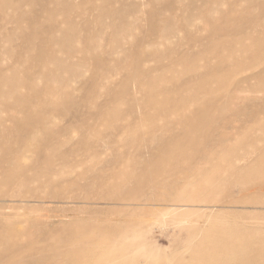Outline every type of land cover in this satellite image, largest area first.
Returning <instances> with one entry per match:
<instances>
[{"label":"rangeland","instance_id":"374dc122","mask_svg":"<svg viewBox=\"0 0 264 264\" xmlns=\"http://www.w3.org/2000/svg\"><path fill=\"white\" fill-rule=\"evenodd\" d=\"M131 3L0 0V71L22 74L17 92L0 88V108L7 119H26L33 114L31 118L42 121L48 117L51 123L48 131L40 132L44 138L39 133L18 138L29 128L24 130V122L19 121V132L1 135L0 142L39 150L38 156L27 158L39 169L45 158L58 164V149L50 140L53 127H65L75 139L79 133L87 136L82 146L85 142L101 145L106 135L111 137L112 147L97 154L81 150V158L64 167L67 176L54 175L57 182L53 186L15 192L42 195L43 202L18 207L19 202L4 204L0 200V264H208V259L226 255L215 250H223L224 242L232 245L240 235L255 248L264 241V75L250 83L241 81L264 66L259 55V46L264 45V0H139L141 6L135 8ZM212 3L215 13L203 15L197 27L185 25L188 15H197L199 7ZM124 22L129 24L125 32L118 26ZM56 23L62 35L78 31L82 39L93 40L90 45L82 44L80 74L66 88L68 93L61 91L63 86L56 91L57 83L40 73L44 64L52 67L40 56L52 47L46 39ZM170 26L178 33L164 39L162 29ZM114 40L121 43L124 54L115 50L105 54ZM160 53L163 57L157 58ZM141 62L147 72L141 71ZM237 62L244 69L233 75L220 74ZM32 105L34 112H27ZM8 126L15 124L8 122ZM165 130L168 147L186 148L182 162L188 157L190 162L198 159L199 147L214 146L208 154L210 163H198L202 171L183 177L179 185L191 188L217 183L218 187L212 191L175 187L158 192L153 184L140 192L147 194L150 189L162 204L192 199L194 204L214 206V213L195 209L174 213L158 205L130 214L120 206L95 204L100 199L92 188H69L67 194L75 199L67 205L50 197L52 188L61 191L62 181L90 182L93 176L86 172L93 161L126 155L121 164L132 165L130 159L160 142L158 133ZM133 139L138 140L136 149L141 152L119 154L117 149ZM188 141L193 143L185 144ZM151 160L162 163L167 159L157 155ZM178 162L169 163L174 167ZM244 162L243 175H233ZM137 174L152 176L155 181L177 176L168 167ZM11 175L9 169L0 173V195L7 191ZM8 203L15 207H5ZM181 227L185 229L181 231ZM56 245L64 249L54 253ZM82 245L92 248L82 251ZM212 247L215 252L209 253Z\"/></svg>","mask_w":264,"mask_h":264},{"label":"bare ground","instance_id":"6f19581e","mask_svg":"<svg viewBox=\"0 0 264 264\" xmlns=\"http://www.w3.org/2000/svg\"><path fill=\"white\" fill-rule=\"evenodd\" d=\"M136 1V2H135ZM117 2V1H116ZM126 5V4H125ZM132 8L140 7L141 4L139 3V0H132V3L130 4ZM215 4H210L207 7L202 6L199 7V13L193 16V14H190L187 16L185 20V25L197 27L198 20H201L202 17L209 16L216 12ZM67 7V6H66ZM125 7V6H123ZM110 9V8H109ZM117 9V8H116ZM123 10V9H122ZM121 13V12H120ZM4 21V20H3ZM173 21V20H172ZM173 23V22H172ZM120 28L123 29V32L127 31L129 29V24L127 22H124L123 24L118 25ZM52 33H50L49 36L46 39V43L52 44V47L46 48L44 53L41 54V58L44 60V63L52 65V67H47L44 64L42 70L40 71L41 74L47 76L48 80H53V82H56L58 87L55 89L58 91L60 87L63 86L62 90H65V93H68L67 87L68 85L74 81L75 77L80 74V67H81V60L79 59V54H82L83 48L82 44L90 45L93 40L91 38L89 39H82L81 32L72 33L70 32V35H62L63 30L61 32V27L56 23L52 24L50 26ZM76 28V27H75ZM163 34L162 37L164 39H170L172 37H175V35L178 33V30L175 26L170 27H163L162 29ZM96 41V40H95ZM98 41V40H97ZM99 42V41H98ZM260 45V44H259ZM257 45V46H259ZM112 49H107L105 54L110 55L113 54V50H115L114 53L118 54H124L125 51L121 45V43H118L114 40V44L112 43ZM116 55V54H115ZM163 53L159 55H155L157 58H162ZM259 55L264 60V45L259 46ZM103 56V55H102ZM155 57V58H156ZM181 57H178L180 59ZM142 63V62H141ZM241 62H237L236 64L229 63L228 66L232 67L230 70H225L221 75L226 74H236L238 70L244 69V66L240 64ZM145 64V63H144ZM143 63L141 64V71H146L145 65ZM233 64V65H232ZM232 65V66H231ZM147 72V71H146ZM0 74L2 76V79L0 81V88H10L11 90L14 89L15 92H17V86L21 84L22 74L15 70V71H9L6 70L0 71ZM217 75V74H216ZM264 75V66L262 68L258 69L255 72H252L251 74L247 75L243 79H241L242 82L250 83L251 80H257L261 76ZM28 86H30V82L28 83ZM59 88V89H58ZM159 93H166L164 91H161ZM18 95V94H17ZM2 104L5 105V100H2ZM17 104V103H16ZM35 105V104H34ZM34 105L29 107V113L34 112ZM4 109L0 108V136H10L13 132H19V129H17L19 121L24 122V130L27 128V130L21 135H18V138H21L23 136L26 137H34L37 133L38 135H42L40 132L41 130L48 131L49 127L51 126L48 117L46 120H38V118L35 116L34 118H31L33 116L29 115L26 119L19 118L17 116H12L7 119V117L3 114ZM52 115V114H51ZM50 115V116H51ZM49 116V115H48ZM43 117V116H42ZM51 119V117H49ZM52 118H55L54 115ZM52 121V119L50 120ZM8 122L14 123V127H9ZM56 122V120H55ZM47 123V124H46ZM48 123L50 126H48ZM17 124V125H16ZM34 126V128L31 126ZM51 128V127H50ZM50 140H52L56 146H54L53 149L56 151V157L55 161H58L57 163L60 164V167L54 166V160L51 158H45L43 159V165L42 168L37 167L36 162H28L27 158L33 156H38L40 154L39 150L31 151L28 149L25 145L18 144L11 146L10 144L6 142H0V173H3L9 169L12 172L11 177L6 182V188L7 191L2 192V198L1 203L3 202H19L18 207H22L25 204L31 203V202H39L44 199V197H41L42 195L38 196L35 194H15L19 189L21 188L24 190L28 188H33L37 190V188L40 187H47V186H53L55 185L56 179L54 178L56 174H58L60 177L67 176L64 174V167H67L66 165L69 162H76L81 157L79 156L81 154V150L85 153L89 154H97L100 152H104V150L111 149V137H108L105 135V137L102 139L101 145L96 146H89L86 145L85 142L82 146V143L84 141H87V136L82 135L75 139L74 133L72 135H69L67 129L64 128H55L53 127L52 130H50ZM75 132V131H74ZM168 132V130H165V132L158 133L160 142H158L156 145L152 143L149 147L146 148L140 157L137 159H130L132 160V165L129 166H123L120 162L122 160V157H126V155L123 156H116L115 158H105L104 160H96L93 161V163L88 167L87 174H92L93 178L90 182L87 183H76L74 181H62L61 185H59L60 190H56L54 188L50 197L54 199L61 200L60 203L63 204H69L70 202H73L75 199L70 194L68 195L70 189L72 188H92L96 189L97 191V197L96 199L99 200L95 204H106V205H115L120 206L124 209L129 210L128 212L130 214L134 213L137 210H140L145 207H155V206H161L163 210L172 211L174 213L183 212L187 209H195V210H201L205 211L208 210V214L214 213L217 208H214V206L209 204H194L196 202L192 199H186L183 204H176V203H167L162 204L158 203L155 199V193H152L148 190L147 194H142L140 191L144 187H151L153 184L156 186V190L159 192L161 190H167L172 189L175 187H179L180 189L184 191L191 190L192 191H207V190H215L218 187V184H212V183H201L197 186H193L189 188V185H179L181 179L184 177L189 178L193 175H198L202 169L199 168L198 163L205 162L210 163V159L208 158V154L212 153L214 151V146L210 147H199V158L194 159V161H189V157L184 161H180L183 157L186 148L183 149L180 148H170L166 145L164 140L165 133ZM39 136V137H40ZM163 136V137H162ZM43 137V135L41 136ZM46 137V136H45ZM37 138V137H36ZM44 138V137H43ZM42 139V138H40ZM154 139V138H153ZM168 141V139H167ZM27 142V141H26ZM25 142V143H26ZM29 142V141H28ZM193 142H186L185 144L190 145ZM29 144V143H27ZM91 144V143H89ZM138 140L133 139L126 145H124L122 148L117 149L119 154L123 153L124 151L127 152V150L133 151L136 149V146L138 145ZM30 145V144H29ZM144 147V146H143ZM225 147H221V150ZM114 149V148H113ZM112 149V150H113ZM145 149V147H144ZM137 152H141L140 150L136 149ZM157 155H160L162 158L167 159L162 163H154L151 158L155 159ZM151 157V158H150ZM87 158V157H86ZM120 158V159H119ZM173 158V159H169ZM84 160V159H83ZM173 160L179 161L174 167L169 162H172ZM192 160V159H191ZM169 163V164H167ZM245 162L241 166H237L235 170H233V175H243L245 172ZM59 166V165H58ZM170 168L172 171L177 173V176L173 177V179H168L165 181H155L152 180L153 177L149 176L142 177L141 175H138L137 172L142 171H160L164 168ZM86 171V170H85ZM89 171V172H88ZM42 175L46 176L43 177V180H39L38 177H41ZM49 175V176H48ZM58 178V177H56ZM119 178V180H117ZM46 179V180H44ZM55 179V180H54ZM116 179V180H113ZM84 180V179H83ZM85 181V180H84ZM3 183H1L2 185ZM70 188V189H69ZM64 189V191H63ZM24 190V193H25ZM46 190V189H45ZM27 191V190H26ZM172 191V190H171ZM33 192V191H32ZM93 192V191H92ZM78 193V192H77ZM84 193V191L82 192ZM39 194V193H37ZM81 194V192H80ZM79 194V196H80ZM0 195V196H1ZM78 196V197H79ZM19 197V198H18ZM41 199V200H40ZM53 200V199H50ZM56 201V200H55ZM84 201V200H83ZM73 204V203H72ZM93 204V203H92ZM34 205V204H33ZM32 205V206H33ZM5 207H15L14 203H8ZM38 208V207H37ZM35 209V208H30ZM31 211V210H30ZM209 217V216H208ZM180 226V225H176ZM182 228V229H181ZM180 230L183 231V227H181ZM136 235V232L133 233ZM243 235V233L241 232ZM260 247H253L250 242H247L245 240L244 236L240 235L239 239L235 240V243L231 242L223 243V250H215L216 254L224 252L225 256L221 258H214L211 260H207L206 262L208 264H264V241L260 243ZM222 246L221 244H219ZM6 247V246H5ZM75 245H72L71 248H74ZM7 248V247H6ZM92 246L90 245H82L81 250L82 251H89L91 250ZM64 248L61 246H55L53 248V252L56 253L57 251H62ZM227 249V250H226ZM48 250V249H46ZM214 248L208 249L209 253L215 252L213 251ZM156 264V263H155Z\"/></svg>","mask_w":264,"mask_h":264}]
</instances>
